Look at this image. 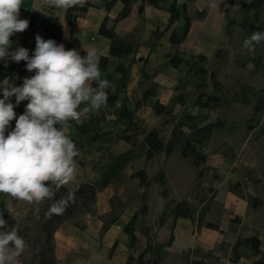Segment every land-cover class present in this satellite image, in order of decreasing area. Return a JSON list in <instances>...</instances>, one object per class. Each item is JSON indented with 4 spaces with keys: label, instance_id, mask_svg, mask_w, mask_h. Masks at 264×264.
Masks as SVG:
<instances>
[{
    "label": "rangeland",
    "instance_id": "1",
    "mask_svg": "<svg viewBox=\"0 0 264 264\" xmlns=\"http://www.w3.org/2000/svg\"><path fill=\"white\" fill-rule=\"evenodd\" d=\"M249 2L234 0L226 2L224 8L215 3L203 10L194 9V34L181 44H173L171 51L159 52L158 42L144 45L138 35H124V40L133 43L134 52L108 63L107 106L86 114L88 134L96 139H89L79 150L73 181L54 189L53 198L39 206L0 193V212L7 222L3 231L15 227L27 245L18 264H42L44 253L52 248L55 254L47 257L46 263L68 264L65 257L69 250L82 249L79 235L97 236L98 232L92 230L97 223L107 228L139 196L153 212L144 222L155 221L156 225L161 223L160 216L166 220L172 214L178 202L187 203L191 215L205 209L206 219L203 216L200 223L205 220L216 224L232 214L230 220L236 225L241 220L234 212L236 200H244L246 209L257 211L254 227L242 228L241 238L253 234L264 241V108L257 110L264 99V42L256 45L254 54L243 49V41L253 32H264V4L247 13L241 7ZM160 31H154L150 38H160ZM149 47V56H142ZM178 53L185 58L181 68L170 64V57ZM119 64L130 70L128 90L123 96L128 97L127 103L134 110L131 125L116 112L120 107L117 102L121 105L122 99L114 104L109 100V93L116 91V81L121 77L116 71ZM146 91L161 97L166 107L163 113L156 112L150 96L145 98ZM208 96L218 98L201 106L200 99L207 101ZM208 124L213 125L209 135L201 131ZM151 130L158 132L165 146L148 157L145 137ZM187 142L198 155L184 153ZM128 150L132 158L124 170L109 181L103 180L113 156ZM139 169L146 170L149 185L142 186L133 176ZM69 192L75 194V202L62 215L49 218L50 207ZM235 195L239 199L233 198ZM56 230L62 232L61 248L57 246ZM70 238L79 244L69 243ZM225 247L220 248L227 255ZM233 249L235 253L253 254L244 245ZM209 254L201 253L202 260ZM246 258L249 263L255 260Z\"/></svg>",
    "mask_w": 264,
    "mask_h": 264
},
{
    "label": "crops",
    "instance_id": "2",
    "mask_svg": "<svg viewBox=\"0 0 264 264\" xmlns=\"http://www.w3.org/2000/svg\"><path fill=\"white\" fill-rule=\"evenodd\" d=\"M176 1L181 14L171 26L169 25V8L173 0H159L158 5L151 3L150 0H131L128 15L118 21L115 20L124 10L125 0H86L84 5H88V10L85 12L78 11L75 25L71 26L67 20L69 9L63 10L49 7L45 4L44 0H23L19 18L28 20L29 27L23 33H17L11 37L12 47L10 51H14L17 47H24L29 50V55L31 56L35 50V36L37 34L47 35L48 38L44 40L52 39L58 45L63 44L66 50L68 48L70 50H76L81 57H86V51L94 47L97 49L99 56L101 77L107 80L108 63L118 57L110 54V39L100 32L102 23L106 18H108L107 26L113 27L119 37L124 39V35L126 34H136L143 43L145 42L144 45L149 42L153 44L158 42L156 49L159 52L161 50L166 52L167 49L171 51L173 48L174 43L170 40L172 33L177 32L178 35L183 33L187 16L191 20V31H189L190 34L188 33L182 42L194 34L196 22L192 23L191 16V12L194 9L199 8V10H203L211 7V5H215V3H218L220 6L223 5L222 8H224V6L226 7V2L234 0ZM56 22L62 25L60 40L49 37L53 25ZM158 29L161 31L157 35L161 37L150 38L151 35L154 36V31ZM165 41L167 42L166 45L161 46L162 42L165 43ZM150 50L149 47L148 52L142 56H149ZM139 56H141L140 53ZM102 59L104 60L102 61ZM184 62L185 58L177 68H181ZM10 63H13L15 68L0 86L8 83L13 86H18V84L22 85L25 78H30L35 74L34 72L27 71L26 62L24 61L17 63L10 59L0 60V64L2 65H9ZM2 92L3 88H0V98H3ZM149 96L154 101L153 108L158 101L164 104L160 96H155L152 92ZM10 100L15 105V97H11ZM27 103L28 101H23L15 106L14 110L17 118L24 113ZM83 107H85L84 104L80 106L81 109ZM87 120L88 116L84 114L79 123L76 121L68 122L66 134L75 143L81 139L82 135L78 126L86 124L85 122ZM14 127L15 120L11 122V127L8 131H11ZM139 197L130 201V204L128 203L126 205L127 208L121 211L114 222L108 225L107 228L103 229V225H98L100 223H97V226L92 229H95L93 233L98 232V234L96 232L97 236L88 237L86 235L87 233L79 235L82 249L76 250L74 249L76 247L69 248V255L65 257L66 262L68 264H191L192 261H204L205 264H255L264 252V241L259 235L250 234L241 238L239 231L242 228L254 227L256 219L255 213L257 210L246 209L247 204L236 195L233 198H238L239 201L236 200L238 205L235 206L236 210L234 212L240 217V222L236 224L237 226L232 223L230 220L232 214H230L228 218L225 217L219 223L216 222L218 228L206 226L205 220L202 223L199 222L200 217L203 218L204 216L206 219L207 213L205 209H200L197 215H190L188 217H175L171 214L166 220L163 219L164 221L162 220V215L160 216L161 223L157 225L155 221L145 223L144 218L152 215L153 212L150 211L151 206L149 208V203L147 201L144 203L142 198ZM133 201L136 203L132 204ZM144 204L147 206L146 211H142ZM164 213L163 211L162 214ZM135 214H137V219L134 222L133 231L136 236V242L133 246H129V235L125 227ZM100 231L101 234L99 233ZM54 235L56 242H58L57 246L60 245L61 248L63 244V241H61L62 232L56 230ZM253 236L260 239L259 254H255L250 242H241ZM69 243L79 244L77 240L74 241V238H70ZM224 245H226L224 251L227 252V255L220 248ZM238 245L246 246L253 254L245 255L243 253L233 252V248L238 250ZM189 252H191L190 255H188ZM199 252H210V254L202 260L203 255L201 253L199 254ZM234 253L235 260H232L231 258L234 257ZM245 256L254 257V262L249 263Z\"/></svg>",
    "mask_w": 264,
    "mask_h": 264
},
{
    "label": "clouds",
    "instance_id": "3",
    "mask_svg": "<svg viewBox=\"0 0 264 264\" xmlns=\"http://www.w3.org/2000/svg\"><path fill=\"white\" fill-rule=\"evenodd\" d=\"M55 9L83 7L86 0H44ZM23 0H0V60L26 62L34 72L21 86L9 83L0 98V193L15 200L39 206L53 198L55 190L71 183L77 173L79 150L66 134L69 121L80 122L84 114L98 112L107 106L105 91L109 82L101 77L96 48L86 51V57L76 50H66L63 44L35 36V50L29 55L24 47H12L11 37L23 33L29 21L20 19ZM215 6V5H213ZM264 42V32H253L243 41V49L255 53L256 45ZM95 82L97 87H92ZM15 97V105L10 98ZM28 101L17 118L16 105ZM84 104L82 109L80 106ZM119 107V102H117ZM15 127L8 131L11 122ZM7 132V135H6ZM75 194L54 203L47 213L62 215ZM38 210V207H37ZM7 222L0 213V264H18L27 245L14 227L3 231Z\"/></svg>",
    "mask_w": 264,
    "mask_h": 264
},
{
    "label": "trees",
    "instance_id": "4",
    "mask_svg": "<svg viewBox=\"0 0 264 264\" xmlns=\"http://www.w3.org/2000/svg\"><path fill=\"white\" fill-rule=\"evenodd\" d=\"M131 0H125V7L124 10L122 11V13L116 18L115 21H118L124 17H126L129 13V4H130ZM114 2V1H113ZM151 3L158 5L159 0H150ZM264 4V0H254L252 2L249 3H245L241 8L243 11L250 13L254 10H256L257 8H259L260 6H262ZM86 10H88V5H84L83 7L80 6H75L72 8H69L68 10V14H67V20L69 22V24L71 26L75 25L76 22V18L78 16V11L80 12H85ZM170 11V26L172 25V23L177 20L180 17L181 11L178 8L177 5V1L173 0L172 4L170 5L169 8ZM107 22H108V18H106L104 20V22L102 23V26L100 28V32L101 34L105 35L106 37H108L110 39V54L112 56H116L118 58H122L125 55L131 54L135 47L133 45L132 42H128L124 39H122L121 37H119V35L116 33V31L114 30L113 27H108L107 26ZM190 26H191V20L189 18V16L186 17V25L184 28V31L181 35H178L177 32H173L171 35V42L174 44H179L180 42H182L185 37L188 35L189 31H190ZM61 33H62V25H60L59 23H55L53 25L52 31L49 34V37H54L57 40H60L61 38ZM40 36L43 39L48 38L47 35L44 34H40ZM68 50H70V48H68ZM104 59H102L103 61ZM184 60V57L182 55L178 54H174L170 57V64H172V66L174 67H179L182 62ZM15 65L13 63H10L9 65H2L0 64V84L4 81V79L14 70ZM117 71L121 73V77L116 81V91L114 93H110L109 95V100L111 101L112 104L115 103L116 100H121L122 99V104L119 107V110H117L116 112L119 113V116L121 118L125 117L128 121V125L134 124L133 121V116H134V110H132L129 106H128V97H124L123 96V92L127 93L128 90V83L130 80V70L129 68L125 67L123 64H119L117 67ZM18 86H21V84H18ZM92 87H97L96 83L94 82L92 84ZM150 94V91H146L145 92V98ZM201 98V97H200ZM218 97L216 96H208L207 101H204L202 98L200 99V105L201 106H207L208 105V101L209 100H215ZM141 104V101L138 103V106ZM165 105L160 103L159 101L156 103L155 105V110L158 114L163 113L164 109H165ZM264 108V99L262 100V104L260 106L257 107V110H260ZM74 122V121H73ZM78 128L81 130L82 132V136H81V140L80 142H76L75 144H80L79 146L76 145L77 149L80 150L81 147H85L86 143L89 139H96L95 136L91 137L89 136V130H90V126L88 124H83V125H79ZM212 128L213 125L212 124H208L205 125L201 128V131H204L207 133V135H209L212 132ZM86 135H88L87 139H85ZM123 138H127L129 139L128 136H124ZM84 141V142H83ZM145 141L149 146V150H148V157H152L154 156L158 151L162 150L165 146L163 140L158 136V132L155 130H151L147 133L146 137H145ZM79 147V148H78ZM184 153L186 155H191V154H196L198 155V151L197 149L192 146L190 143L187 142V146L185 147ZM132 156H131V152L125 151L122 153H119L115 156H113L112 160L110 161L109 165L107 166V169L103 172V180H110L113 177L119 175L125 168L126 164L131 160ZM203 158V156L201 157V159ZM162 175L164 174V172L162 171L161 173ZM133 176L138 177L140 180V184L142 186H146L149 185V181L147 180V172L145 169H139L137 171H135L133 173ZM165 181H163L162 183H164ZM99 184V183H98ZM93 187V189L95 188L94 186H90ZM146 195V191H144L143 197H145ZM187 205V203L185 202H178L176 204V206L173 208L172 214L175 217L178 216H183V217H188L190 216V208L189 207H185ZM147 206L146 204H144V206L142 207V211H146ZM2 213V212H0ZM137 219V214H135L133 216V218L129 221L128 225L125 227L126 232L129 235V246H133L136 242V236L134 234L133 231V225L135 220ZM201 219V217L199 218ZM202 221V220H201ZM208 227L211 228H218L217 224L214 223H210L207 222L205 224ZM18 230V229H17ZM18 234H19V230H18ZM242 243L245 242H250L252 244V247L254 249L255 254H259L260 253V239L256 236L250 237L244 241H241ZM50 253L46 254L44 253L43 255V261L42 264H47L46 263V259L47 257L50 256H54L55 251L54 249H50L49 250ZM193 264H205L204 261H194ZM255 264H264V252L261 254V257L259 258V260L255 263Z\"/></svg>",
    "mask_w": 264,
    "mask_h": 264
}]
</instances>
